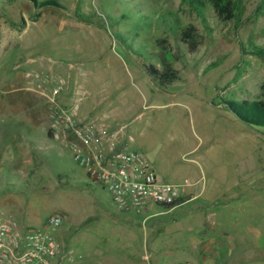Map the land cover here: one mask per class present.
<instances>
[{"label":"rangeland","instance_id":"1","mask_svg":"<svg viewBox=\"0 0 264 264\" xmlns=\"http://www.w3.org/2000/svg\"><path fill=\"white\" fill-rule=\"evenodd\" d=\"M46 1L59 7H41ZM232 2L235 17L223 22L210 0H0V198L10 194L14 203L1 216L43 229L51 215H64L50 232L68 245L71 264H100L91 260L98 256L108 264H248V256L264 264V127H249L222 106L263 99L264 0ZM190 25L195 49L181 39ZM54 64H85V88L76 86V117L84 124L124 101L125 112L106 123L143 139L163 182L187 178L202 153L222 201L239 195L208 213L225 211L230 238L218 236L217 223L210 233L221 244L212 239L203 253L197 227H187L189 204L118 210L75 162L66 140L52 134L49 104L34 79L49 91L62 80V103L68 89L58 69H49ZM150 64H169L180 81L160 85L143 67ZM194 145L202 151L183 157ZM251 184L255 192L245 194ZM149 225L155 237L147 230L146 240Z\"/></svg>","mask_w":264,"mask_h":264},{"label":"built area","instance_id":"2","mask_svg":"<svg viewBox=\"0 0 264 264\" xmlns=\"http://www.w3.org/2000/svg\"><path fill=\"white\" fill-rule=\"evenodd\" d=\"M37 79L36 75L35 90L49 104L52 134L66 140L75 162L110 193L118 210L144 211L157 205L173 211L195 199L188 193L193 186L189 180L165 183L142 152L120 147L124 126L111 129L104 124H84L75 109L61 103L62 80L49 91ZM63 220L64 215L55 213L42 229L0 216V264H71L72 255L63 254L60 242L50 232L59 229ZM179 264L195 263L187 260Z\"/></svg>","mask_w":264,"mask_h":264},{"label":"crops","instance_id":"3","mask_svg":"<svg viewBox=\"0 0 264 264\" xmlns=\"http://www.w3.org/2000/svg\"><path fill=\"white\" fill-rule=\"evenodd\" d=\"M84 66H85V64H54L53 66H51L49 68L51 70V72H53V69L55 70V67H56V69H58V72H60V74H62V76L64 78L63 80L66 84V88L68 89L66 95H64V97L62 98V103L69 105V106L76 107V112L79 111L78 102L81 100V98H78L80 95V92L77 90L76 86L80 85V81L82 82L81 76H82V73L85 72V70H82L84 68ZM86 72H89V71H86ZM90 73H91V71H90ZM84 82H88V80H84ZM80 86H81L80 90L85 88L84 84H83V86H82V84ZM112 106L113 105H111V107ZM125 106L126 105H125L124 101H122V103H120V105H117V107L114 106V112L112 114H110V115L100 114V116H96V117H93L94 116L93 115L91 117L94 119L89 120L87 124H90V123L104 124V125L109 126L111 128V126L106 123L108 121L107 119H109L110 117H113L114 121H117V117L125 112ZM84 113L86 115V114H90L92 112H89L87 110V112H84ZM86 118H88V117H86ZM131 137H132V139H130ZM119 145L121 148L137 149L140 152L144 153V155L150 160V162L152 163L153 166L156 163V161L153 157V156H155V154H152V153L144 150V145H145L144 141L139 136L136 137L132 134H128L127 132H124L123 136L120 139ZM200 151H202L201 145L191 146L188 150L184 151L183 157L188 155V154L198 153ZM199 159L202 160L203 162L202 163L199 162ZM191 161L193 163H196L198 165V168H196V169L191 168V167L188 168L187 170L191 169L190 171H188L189 176L187 178H184V179L181 178L175 182L180 183V182H183L184 180H189L193 184V186L189 189L188 193L191 195V197L193 196V198H195V199H193L191 202L188 203L190 205V207L188 208L189 214H190V217H189L190 220H188V222H187V227H188V229H196L194 227H197V229H196L197 232H199V235L202 236V241H197V242H198L199 246H202V248H203L202 252L205 253L206 251L210 250L209 247L211 245V241H213L212 239H215V241L218 245L221 244L220 242L218 243V241L216 239L217 234L216 233H210L211 231H214V228L216 230V227H217L216 224L217 223H219V222L221 223V228L218 227L219 228L218 236L221 238H228V237L230 238L229 232L226 229L225 223L221 221V217H223L225 215V211L223 212L221 210V212H219V214H217V213L208 214V213L212 212L211 210L213 208H215L216 206L217 207H220V206L224 207L226 205H230V201L232 199H234L235 197L238 200H240V199L238 197L239 195L233 194L234 197H231L230 201L225 203L222 201L221 197L218 196L216 188L215 189L211 188V181H212V183H214L217 179L215 177V174L208 170L207 161L206 162L204 161V157L202 156V153L199 156L198 160L192 159ZM155 171H156V169H155ZM221 173H222V170H221ZM176 174L177 173L174 172V175H176ZM222 175H223V173H222ZM202 177L204 179H208V186L205 188L203 185H201V187L199 188ZM214 185L216 186V184H214ZM254 192L255 191H254L253 184H251V186L244 191V193L248 194V195H249V193L253 194ZM190 195L188 196V198L190 197ZM10 196L11 195L9 194V196L0 198V216L3 213H8L9 211L13 210L12 207H13L14 203L12 202L13 200H12V197L10 198ZM5 199H6V204H5ZM241 203L242 204L244 203L243 199H241ZM121 212L123 214H129L131 211H128V212L121 211ZM115 218H116L117 222L120 220L118 217H115ZM126 229H128V228H126ZM154 229L155 228L152 225H149L145 228V239L146 240H147V237H146L147 230L151 233L152 238L155 237ZM64 233H67L66 230L64 231ZM126 233H127V230H126ZM234 239L235 238H233V240ZM216 243L214 242V244H216ZM192 244H193V246H195L197 243L195 241H193ZM238 244H240V243H238ZM220 246H223V245H220ZM66 249L67 250L69 249L68 245H65V246L63 245L62 246L63 254H65V252L67 251ZM145 249H146V245H145ZM204 259L206 260V258H204ZM91 260H96V261L100 260V264H102L103 262H106V263L108 262L107 261L108 259L104 256H100V257L98 256L97 258L92 257ZM247 261H249L248 264H252V262L254 260L252 257L249 258V256H248ZM225 264H229V263L226 262Z\"/></svg>","mask_w":264,"mask_h":264},{"label":"trees","instance_id":"4","mask_svg":"<svg viewBox=\"0 0 264 264\" xmlns=\"http://www.w3.org/2000/svg\"><path fill=\"white\" fill-rule=\"evenodd\" d=\"M37 2V0H32ZM217 15L223 22H229L235 17V7L232 0H210ZM197 4L202 7V3L197 1ZM41 7L56 6L59 5L54 1H46L40 4ZM197 10L202 13L201 8L197 7ZM182 42L191 49H195L198 44V37L196 35V28L190 25L184 31H182ZM167 40H159L158 44L161 48L165 49ZM259 51V49H258ZM147 75L153 80L157 81L160 85H171L177 81H180V75L169 64H165L164 68L150 65H143ZM263 92V99L258 101H224L223 108L233 115L238 120L243 122L249 127H264V83L261 86Z\"/></svg>","mask_w":264,"mask_h":264}]
</instances>
